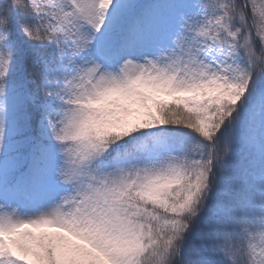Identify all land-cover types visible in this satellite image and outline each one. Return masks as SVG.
Here are the masks:
<instances>
[{
	"label": "snow or ice",
	"instance_id": "snow-or-ice-1",
	"mask_svg": "<svg viewBox=\"0 0 264 264\" xmlns=\"http://www.w3.org/2000/svg\"><path fill=\"white\" fill-rule=\"evenodd\" d=\"M0 264H264V0H0Z\"/></svg>",
	"mask_w": 264,
	"mask_h": 264
}]
</instances>
